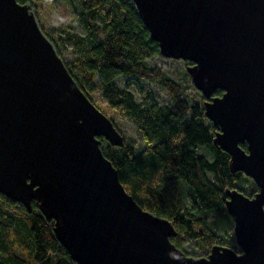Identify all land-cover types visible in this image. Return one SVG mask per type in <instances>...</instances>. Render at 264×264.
<instances>
[{"label": "water", "instance_id": "water-1", "mask_svg": "<svg viewBox=\"0 0 264 264\" xmlns=\"http://www.w3.org/2000/svg\"><path fill=\"white\" fill-rule=\"evenodd\" d=\"M130 1L160 55L190 63L229 170L257 185L253 198L226 191L242 252L185 255L171 223L127 194L100 141L123 147L122 133L18 0H0V195L29 212L36 201L78 264H264V0Z\"/></svg>", "mask_w": 264, "mask_h": 264}, {"label": "trees", "instance_id": "trees-1", "mask_svg": "<svg viewBox=\"0 0 264 264\" xmlns=\"http://www.w3.org/2000/svg\"><path fill=\"white\" fill-rule=\"evenodd\" d=\"M34 12L40 29L53 43L58 55L70 46L72 57L65 62L67 71L80 90L105 113L93 96L100 94L110 111H118L133 122L143 149L126 143L113 147L100 139L104 155L120 175L127 194L150 214L167 219L176 230L171 238L184 252L185 245L200 242L208 251L215 246L232 248L233 236L221 235L211 228L218 215H227V190L240 191L253 198L256 183L242 172L229 170V155L216 147L219 132L205 115L200 100L189 95L180 83L165 77L150 62L160 55V46L151 38L134 3L130 0H18ZM78 23L84 34L71 31ZM190 65V63H187ZM125 78L150 82L163 88L171 102L161 106L153 94L147 103L135 100ZM191 85L193 86L192 80ZM195 94L198 90L193 87ZM217 90L212 96L221 97ZM150 100V101H149ZM106 114V113H105ZM241 148L248 150L247 144ZM199 149H204L211 160ZM180 182L186 183L189 204L183 203ZM55 222H49L34 201L32 212L0 195V264H78L56 238ZM234 234V228L230 230ZM188 255V254H185Z\"/></svg>", "mask_w": 264, "mask_h": 264}, {"label": "rangeland", "instance_id": "rangeland-1", "mask_svg": "<svg viewBox=\"0 0 264 264\" xmlns=\"http://www.w3.org/2000/svg\"><path fill=\"white\" fill-rule=\"evenodd\" d=\"M33 12V11H32ZM34 13V12H33ZM71 31H74L76 33L84 34L83 28L78 25L76 22H72L69 24V28ZM67 49H64L62 46L59 47L58 51L62 54L63 59L66 62H69L72 54L70 46L66 47ZM150 64L153 67H157L158 69H161L165 75V77H168L172 80H174L176 83H180L182 87H184L187 90L188 96L192 95L196 96L198 100H200L201 92L198 94H195L193 91V87L191 85V76L188 74V66L186 62L181 60H170L168 58H164L163 56L159 55V57H156L154 60L150 62ZM118 84L121 89H124L127 84H129V89L134 93L135 100L142 103H147V95L152 93L154 98L156 99V102H158L161 106H167L171 102V98H169L167 92L150 82H143V81H134V80H128L119 78ZM93 101L97 103V105L106 113V115L110 118L112 122H114L115 126L119 130L120 133H122L125 143H131V144H137V153L143 149L144 143L140 140L139 132H137L136 126L133 122L129 121L127 118H124L118 111H110L108 108V103L105 99L101 97L100 94H97L93 96ZM150 101V100H149ZM201 155H205L208 157V159L211 160L210 155L207 153L204 149H199ZM181 186L183 187L181 189L182 199L183 203L189 204V194L188 190L186 188V183L180 182ZM211 228L215 230L216 232H219L221 235H224L227 237L233 236L235 237L230 230L234 228L233 224V218L227 214V215H218L216 216V219L212 222ZM230 245L233 247H236V240L231 241ZM184 249V253L188 254L190 257H205L204 255L207 253V249L198 241L196 242H190L187 243Z\"/></svg>", "mask_w": 264, "mask_h": 264}, {"label": "flooded vegetation", "instance_id": "flooded-vegetation-1", "mask_svg": "<svg viewBox=\"0 0 264 264\" xmlns=\"http://www.w3.org/2000/svg\"><path fill=\"white\" fill-rule=\"evenodd\" d=\"M251 179V178H250Z\"/></svg>", "mask_w": 264, "mask_h": 264}]
</instances>
